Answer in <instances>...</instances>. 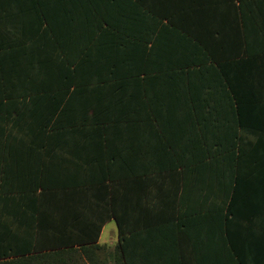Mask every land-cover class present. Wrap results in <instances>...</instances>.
<instances>
[{"label":"crops","instance_id":"crops-1","mask_svg":"<svg viewBox=\"0 0 264 264\" xmlns=\"http://www.w3.org/2000/svg\"><path fill=\"white\" fill-rule=\"evenodd\" d=\"M96 2L0 32L1 260L264 264V0Z\"/></svg>","mask_w":264,"mask_h":264},{"label":"trees","instance_id":"trees-1","mask_svg":"<svg viewBox=\"0 0 264 264\" xmlns=\"http://www.w3.org/2000/svg\"><path fill=\"white\" fill-rule=\"evenodd\" d=\"M69 0H0V31L10 36L3 49L14 47L13 36L20 33L56 34L69 29L78 31V24L73 22L78 10L73 11L67 7ZM85 15L88 21V32L111 31V25L105 26L112 15V7L98 6L96 0H86ZM18 4H27L28 7H17ZM72 21V22H71ZM95 21L101 26L94 25ZM102 27V30L99 29ZM4 28V29H3ZM69 28V29H67ZM11 38V39H10ZM1 47V46H0ZM121 227V240L118 245L122 257L127 260V236ZM41 257V256H40ZM0 264H34V257H21L11 260H1ZM41 264V263H38ZM123 264H126L124 262Z\"/></svg>","mask_w":264,"mask_h":264}]
</instances>
